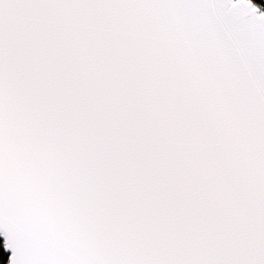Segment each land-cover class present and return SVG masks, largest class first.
Masks as SVG:
<instances>
[{
	"label": "snow or ice",
	"instance_id": "6c2138e0",
	"mask_svg": "<svg viewBox=\"0 0 264 264\" xmlns=\"http://www.w3.org/2000/svg\"><path fill=\"white\" fill-rule=\"evenodd\" d=\"M0 264H264V0H0Z\"/></svg>",
	"mask_w": 264,
	"mask_h": 264
}]
</instances>
